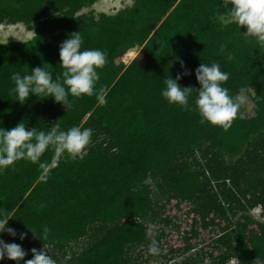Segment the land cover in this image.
Listing matches in <instances>:
<instances>
[{
	"label": "trees",
	"instance_id": "1",
	"mask_svg": "<svg viewBox=\"0 0 264 264\" xmlns=\"http://www.w3.org/2000/svg\"><path fill=\"white\" fill-rule=\"evenodd\" d=\"M96 1L0 0V26L23 23L33 31L28 41L0 42V128L22 121L27 128L93 130L82 158L61 159L46 179L23 159L0 170V214L12 213L7 224L15 231L0 239L19 244L24 259L36 246L59 249L56 264L264 261V46L242 35L246 29L229 19L221 0H137L115 15L77 16ZM77 31L82 49L107 53L95 85L106 89V103L98 105L95 95L69 96L67 110L50 97L17 102L12 74L42 66L56 79L63 70L59 44ZM136 45L142 60L115 63ZM213 60L229 74L222 85L228 94H253L255 103L251 117L239 104L227 130L200 123L195 93L191 110L160 95L168 75L180 74L181 87L198 90L194 70ZM258 207L263 220L251 213ZM170 208L187 219L189 231ZM153 224L176 234L179 244L167 250ZM201 229L217 232L210 251L193 242ZM152 240L161 250L155 256L147 252Z\"/></svg>",
	"mask_w": 264,
	"mask_h": 264
},
{
	"label": "clouds",
	"instance_id": "2",
	"mask_svg": "<svg viewBox=\"0 0 264 264\" xmlns=\"http://www.w3.org/2000/svg\"><path fill=\"white\" fill-rule=\"evenodd\" d=\"M99 1L97 0L87 7L88 9L84 8L77 12V16L88 13H93L96 17L101 14L112 15L108 13L97 14L92 9V6ZM221 2L222 7L227 9L226 15L229 19L239 29L241 26L246 29L242 35L254 38L259 45L264 46V0H221ZM9 26L26 27L23 23ZM81 45L82 37L79 31L68 34L60 42L58 48L59 65L63 70L56 79H53L51 73L42 66L34 67L29 73L23 75L14 72L11 79L14 81L12 91L16 95V101L24 104L30 96L36 98L37 96L50 97L54 102L62 104L67 110L70 107L69 96L95 95L96 103L101 106L104 105L106 103V89L103 86L97 88L95 85L99 79L97 70L105 64L107 53L97 48L82 49ZM180 63L183 67V62L180 61ZM184 74L187 75V72L185 71ZM194 74L199 84L198 90L194 91L191 87H181L178 84L181 78L180 74H177L174 79L168 75L163 80V87L160 91L161 97L169 104L189 107L191 110L189 97L195 93L193 104L199 114L200 123L208 122L227 130L237 115L242 96H230L228 94V89L222 85L228 79L229 74L222 71L219 63L215 60L210 63L201 62L194 70ZM243 92L244 89H241L240 93ZM251 95L253 96V94ZM92 131L90 128H81L80 126H72L67 130H62L58 123L48 126L46 130L35 127L27 128L22 121L8 130L0 128V170L23 159L36 163L41 170L40 179H46L47 173L58 166L61 159L65 157L69 159L82 158L83 152L89 144ZM46 151L52 153L50 159L41 160V156ZM11 217V212L0 214V232L14 236V229L7 224ZM186 220H182L180 224L184 221L186 225ZM152 226L155 228L157 224ZM189 228L188 226L187 229L189 230ZM203 230L212 231L201 229V231ZM48 231L49 229L44 226L38 239L46 240ZM153 235L154 233L149 227L146 230V237L151 238ZM24 236V233H20L19 238L23 240ZM33 236L37 238L36 235L33 234ZM58 251L59 249L43 244L30 249L31 259H24L26 253L19 244L6 243L0 239V260H11L15 264H21V262L23 264H56L57 260L52 258V255ZM160 251L157 242L152 240L147 248L148 254L155 256ZM227 264H237V261L232 258ZM254 264H264V261L257 257Z\"/></svg>",
	"mask_w": 264,
	"mask_h": 264
},
{
	"label": "rangeland",
	"instance_id": "3",
	"mask_svg": "<svg viewBox=\"0 0 264 264\" xmlns=\"http://www.w3.org/2000/svg\"><path fill=\"white\" fill-rule=\"evenodd\" d=\"M135 0H100L98 3H96L94 6H92V9L96 11L97 14L100 13H108V14H116V12L120 9H124L126 7H132L134 5ZM88 9V8H86ZM85 9V10H86ZM33 36V31H29L24 26H1L0 27V42L6 43L10 41H28ZM143 50L142 46L136 45L130 49H127L124 51L122 55H120L118 58L115 59V63L119 64L122 63L125 67H128L132 61L136 58L143 59ZM242 100L240 104L244 107V115L251 117L254 115V108L255 103L252 98V95L250 94H244L241 95ZM92 111H89L87 113V118H89L92 115ZM188 206L185 205V209H187ZM261 208H255L251 211V213L254 215L256 219L262 218L258 217L260 215ZM170 217L174 220L176 223H180L183 219L182 214H179L177 217L175 213L172 211V209H169ZM184 227H188V225L184 224V221L182 222ZM155 226V225H154ZM155 229L158 231V233L163 232V235H160L161 238H164L166 241L165 245L167 246V250L172 249L175 245L179 244L180 240H178V236L174 233H170L169 230H162L158 225L155 227ZM190 230V228H189ZM188 230V231H189ZM217 232H208L206 230L201 231L200 230V236L193 240L194 243L199 244L200 246L204 247L206 251L211 250V243L213 238L215 237ZM7 235L6 232H0V237H5ZM51 249V248H50ZM142 257L140 262L138 264H146ZM148 264H160L157 260H153Z\"/></svg>",
	"mask_w": 264,
	"mask_h": 264
}]
</instances>
